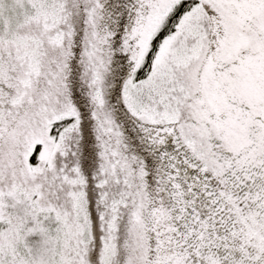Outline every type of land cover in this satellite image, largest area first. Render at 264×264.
Listing matches in <instances>:
<instances>
[{"label": "snow or ice", "instance_id": "6c2138e0", "mask_svg": "<svg viewBox=\"0 0 264 264\" xmlns=\"http://www.w3.org/2000/svg\"><path fill=\"white\" fill-rule=\"evenodd\" d=\"M0 264H264V0H0Z\"/></svg>", "mask_w": 264, "mask_h": 264}]
</instances>
